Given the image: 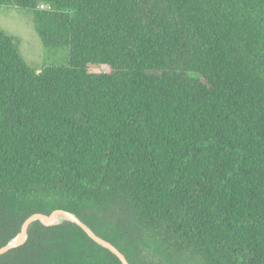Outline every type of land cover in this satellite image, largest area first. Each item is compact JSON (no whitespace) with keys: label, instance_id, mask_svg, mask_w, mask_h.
<instances>
[{"label":"trees","instance_id":"trees-1","mask_svg":"<svg viewBox=\"0 0 264 264\" xmlns=\"http://www.w3.org/2000/svg\"><path fill=\"white\" fill-rule=\"evenodd\" d=\"M2 7L69 60L34 70L0 28V248L66 210L131 264H264V0ZM0 264L123 263L36 221Z\"/></svg>","mask_w":264,"mask_h":264},{"label":"rangeland","instance_id":"rangeland-1","mask_svg":"<svg viewBox=\"0 0 264 264\" xmlns=\"http://www.w3.org/2000/svg\"><path fill=\"white\" fill-rule=\"evenodd\" d=\"M0 28L19 39L22 57L32 69L40 71L44 66L68 64L69 51L66 47L48 48L43 45L30 11L0 8ZM190 264L203 263L194 260Z\"/></svg>","mask_w":264,"mask_h":264},{"label":"water","instance_id":"water-1","mask_svg":"<svg viewBox=\"0 0 264 264\" xmlns=\"http://www.w3.org/2000/svg\"><path fill=\"white\" fill-rule=\"evenodd\" d=\"M36 221L46 226H53L64 221H70L79 225L95 242L109 249L114 253L123 264H131L126 256L111 242L98 236L86 223H84L76 214L66 210H55L51 214L36 213L31 215L23 223L20 232L9 243L0 248V255L23 245L28 237L29 227Z\"/></svg>","mask_w":264,"mask_h":264},{"label":"built area","instance_id":"built-area-1","mask_svg":"<svg viewBox=\"0 0 264 264\" xmlns=\"http://www.w3.org/2000/svg\"><path fill=\"white\" fill-rule=\"evenodd\" d=\"M43 7V6H42Z\"/></svg>","mask_w":264,"mask_h":264}]
</instances>
